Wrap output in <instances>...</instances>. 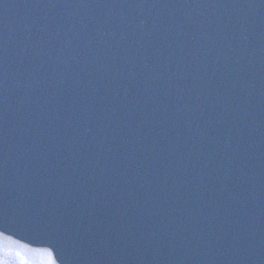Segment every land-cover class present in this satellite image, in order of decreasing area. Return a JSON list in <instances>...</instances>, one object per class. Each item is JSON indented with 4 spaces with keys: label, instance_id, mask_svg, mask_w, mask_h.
<instances>
[{
    "label": "water",
    "instance_id": "95a60500",
    "mask_svg": "<svg viewBox=\"0 0 264 264\" xmlns=\"http://www.w3.org/2000/svg\"><path fill=\"white\" fill-rule=\"evenodd\" d=\"M0 264H264V0H0Z\"/></svg>",
    "mask_w": 264,
    "mask_h": 264
},
{
    "label": "snow or ice",
    "instance_id": "6c2138e0",
    "mask_svg": "<svg viewBox=\"0 0 264 264\" xmlns=\"http://www.w3.org/2000/svg\"><path fill=\"white\" fill-rule=\"evenodd\" d=\"M7 231H8L7 226L2 221H0V238L8 239V237H5V235H4L5 232H7ZM47 256L49 257L47 264H56L57 258H53L51 252H48Z\"/></svg>",
    "mask_w": 264,
    "mask_h": 264
}]
</instances>
